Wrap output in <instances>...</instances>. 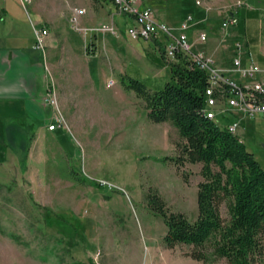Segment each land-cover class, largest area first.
Here are the masks:
<instances>
[{"label":"rangeland","instance_id":"1","mask_svg":"<svg viewBox=\"0 0 264 264\" xmlns=\"http://www.w3.org/2000/svg\"><path fill=\"white\" fill-rule=\"evenodd\" d=\"M36 1L40 12L56 20L47 26L43 51L47 89L33 116L0 109V264H226L196 261L186 245L167 248L163 220L147 208L152 190L189 221L198 214L202 165L185 163L178 170L173 159L184 141L176 128L151 123L143 100L123 88L128 77L150 90L161 88L174 61L155 43L129 40L130 20L110 1L63 0L65 16L56 14L60 0ZM201 2L139 0L168 26L203 8ZM81 9L84 14L72 22ZM30 22L40 27L33 17L18 25L26 31ZM233 30L218 28L225 36ZM212 39L225 45L215 66L232 69L230 53L242 40L218 34ZM227 76L245 83L239 73ZM48 89L55 92V106L46 101ZM225 110L217 115L221 124L232 122L231 114L242 116ZM9 124L23 134H14ZM52 124L55 132L40 133ZM239 132L264 166V121L246 120ZM221 215L227 219L224 205ZM261 241L264 246V233Z\"/></svg>","mask_w":264,"mask_h":264},{"label":"trees","instance_id":"2","mask_svg":"<svg viewBox=\"0 0 264 264\" xmlns=\"http://www.w3.org/2000/svg\"><path fill=\"white\" fill-rule=\"evenodd\" d=\"M126 82L123 79V88L143 100L148 120L172 124L184 141L173 159L178 170L185 163L202 165L193 222L171 211L157 192L148 191L147 208L166 227L164 245L170 249L186 245L191 248L189 256L202 263L215 259L226 264H262L264 169L237 134L206 117L205 74L177 54L170 78L161 88L150 90L129 77ZM222 205L227 219L222 218Z\"/></svg>","mask_w":264,"mask_h":264},{"label":"crops","instance_id":"3","mask_svg":"<svg viewBox=\"0 0 264 264\" xmlns=\"http://www.w3.org/2000/svg\"><path fill=\"white\" fill-rule=\"evenodd\" d=\"M201 1H204L203 8L191 14L197 24L187 32L192 51L201 53L213 61L220 59L223 56L225 45L218 39L216 42L213 39L208 41V36L218 34L222 38L221 40H224L225 37H229L230 42L231 40H242L240 45H243L241 47L244 50H241L240 54L244 64L252 61L264 66V0ZM60 3H62L60 8L56 10L57 16L64 15L63 0H60ZM37 4L36 0H18L14 4L3 1L1 3L0 0V109H14L17 112L21 111V114H31V116L36 111L41 102V97L44 96L47 89L44 73L45 60L43 51L35 48L33 34L35 26L30 22V28L23 31L19 25H26L28 20L33 17L36 23L40 25V27L35 28H43L48 31L47 26L56 21L54 17L47 15L45 12H40ZM70 8L69 6V10ZM229 12L236 16L237 23L232 26L234 27L232 33L226 32L225 36V33L218 31V28ZM219 16L221 19L218 23ZM182 19L178 20L176 25ZM202 32L207 36L206 41L203 42L205 45L198 40V35ZM237 54V51L230 53L232 58ZM231 115L230 120L232 121L242 117L239 114H237L238 116ZM246 120L254 121L242 118L239 129L243 127ZM165 124L167 123L161 125ZM9 127L14 129V134H23V131L17 125L9 124ZM36 128L40 129L39 126ZM239 129L237 135L241 139ZM42 132L47 135L49 132L55 131L44 129L40 131V133ZM29 147L23 149L25 153L28 152ZM254 157L264 169L257 156L254 155Z\"/></svg>","mask_w":264,"mask_h":264},{"label":"built area","instance_id":"4","mask_svg":"<svg viewBox=\"0 0 264 264\" xmlns=\"http://www.w3.org/2000/svg\"><path fill=\"white\" fill-rule=\"evenodd\" d=\"M109 1L119 15L130 20L129 24L126 25V35L130 40L155 43L162 50L167 61H176L177 54H182L188 58L192 66L205 74L207 80L204 90L205 115L209 120L217 121L218 113L227 112L225 108L228 111L241 112V118L228 124H221L217 121L234 134H237L242 118L250 120L259 118L264 121V66L252 61L244 64L240 54L242 50L240 43L236 44L238 54L232 58V69H221L215 66L214 61L209 57L192 51L187 32L197 24L193 15L188 14L176 26H168L157 17L154 9L139 4V0ZM195 4L200 6L202 2L195 0ZM75 13L76 16L73 17L72 22L77 23L78 16H82L84 10H76ZM236 23V16L229 12L222 20L221 27L227 30ZM108 30L107 27L100 29V31ZM33 34L35 48L44 51L48 31L34 27ZM206 39L205 33H199L198 40L200 43L205 42ZM229 72L239 73L245 83L228 77ZM113 85V80L107 83L108 87ZM46 101L50 105H56L54 90L47 91ZM222 104L225 108L222 107ZM55 127V124H52L48 130L53 131Z\"/></svg>","mask_w":264,"mask_h":264}]
</instances>
